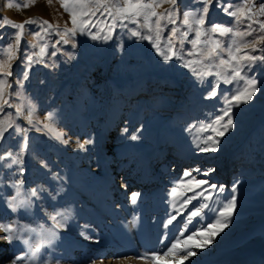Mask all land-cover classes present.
<instances>
[{"label":"rangeland","instance_id":"374dc122","mask_svg":"<svg viewBox=\"0 0 264 264\" xmlns=\"http://www.w3.org/2000/svg\"><path fill=\"white\" fill-rule=\"evenodd\" d=\"M87 2L93 3L95 0ZM106 2L110 5H122L125 0ZM147 2L160 5L155 9L157 13H164L174 7L175 25L169 23L167 18L161 19L163 28L159 33V51L153 46L157 37L154 23L156 17H152V23L148 25H145L143 18L135 22H121L101 8L90 17L92 24L86 31L78 30L65 43L57 31L63 32L65 27L71 28L72 23L62 4L71 7L78 0H0V21L7 18L14 24H24L27 20L35 19L48 21L53 26L47 29V25H44L47 29L44 33L36 23L25 24L18 47H15L13 40L18 30L8 24L0 26V65H4L0 70V81L7 82L0 87L4 90V99L8 100V104L0 101V122L8 116L13 121V127L0 140V154L8 151L15 154L20 150L23 137L26 135L28 138V148L23 153L25 158L22 163L13 164L11 159L0 161V193H15L12 198L7 199L8 207H0V213L3 210L20 213L25 208L24 214L16 217L18 226L14 233L18 238L14 251L9 254L11 260L19 257L21 248L29 254V246L23 240L35 244L43 238L41 229L55 227L41 208L42 201L48 199L47 184L50 185L51 194L59 197V206L68 203L72 205L75 202L73 197L80 195L78 190L95 198L101 205L103 218L113 219L110 225L119 218L117 209L120 203L125 205L124 211L128 212L129 217L136 218L146 228L150 227V213H158L154 218L157 226L155 241L151 240L154 232L147 230L148 240L144 243L143 251L131 249L136 255L147 256V264H165L159 261L157 255L147 253L151 249L149 245L161 242L163 237L166 239V250L172 248L178 240L183 244L190 236L193 237V243H199L207 238L203 233H211L217 222L223 224L227 219V226L214 236L207 247L190 249L208 253L209 249L215 248L213 244L217 247L229 244L264 223V39H261L264 37V30L260 29L264 15L259 14L264 0H208L206 14L203 13L206 6L204 0H176L175 5L171 0ZM18 3L20 7L17 6ZM25 3L29 6L23 7ZM249 8L252 18L245 19L244 14ZM237 9H244V13H238L236 17L229 14ZM185 12L205 15V28L221 25L231 28L233 32L227 35L209 33L208 37L202 36V42L198 46L194 45V31H188L187 37L180 35L187 31L182 24ZM112 25L114 27H110ZM173 27L179 29V32L171 45L174 51L167 52L171 59L165 60L166 38L171 35ZM133 32L137 35L133 36ZM35 33H40L43 39H34ZM236 33L244 35L241 37ZM93 35H97V38L93 39ZM209 40L219 41L218 55L209 57V50L214 47V44L208 43ZM10 44L13 45V52L12 59L9 60L7 48ZM33 44L38 46L34 48ZM245 44L248 47H244ZM40 46H46L43 53L40 52ZM237 47H240L239 53L235 52ZM228 49H232L235 55L247 54L258 59L241 61V76L235 77L231 71L235 61H229ZM30 56L34 62L26 70ZM37 57L42 59L35 62ZM220 60L228 63L221 65ZM186 64L189 66H185ZM7 72L11 74L5 75ZM249 80L255 81V95L246 103L238 102L235 97L250 90L247 83ZM146 86H159V94L168 88L177 87V97L182 98V105L175 107L172 112L169 107L162 105L163 100L161 104L155 105L148 96L130 121L126 139L131 145L119 150L112 161L107 158L109 145L103 135L106 129L105 119L96 139L91 135L86 145L85 138L80 137V141L74 138L79 142L75 146L73 136L78 134L76 132L83 120L97 115L99 107L105 109L113 95L130 93V101H133ZM213 91L214 96L211 95ZM73 96L75 99L71 101ZM64 97H67L66 102H62ZM80 101H89L87 110L82 108L84 106ZM21 105L24 112L29 109L34 111L36 108L34 120H38L39 125L29 124L28 119L23 117L24 114L16 115L17 107ZM125 109L122 108V112ZM179 109L183 111L182 116ZM77 110L78 114L70 115ZM229 110L232 125L222 135H218L213 129H221L222 124H217L216 121L223 118L222 123H226L229 117L225 116V112ZM49 116L51 119L46 120ZM45 123L50 124L54 131L50 133L39 130ZM17 128L27 129V132H17ZM57 136L62 138L57 139ZM209 136L216 141L215 144L208 140ZM102 141H105L107 147H102ZM202 148L214 150L201 151ZM173 150L192 160L195 169L202 167L196 169V173L189 179L182 178L190 168L188 161L182 160L177 166L170 163L161 167L170 160ZM126 158L131 159V163H143L145 166L142 181L132 188L140 191L135 206L129 205L127 197L120 191L119 183L123 180V172L115 174L114 171L119 166L118 162ZM246 159L256 165H246L252 168H249L252 172L249 181L242 180L240 176L241 166ZM95 160L104 170L101 175L96 171ZM55 161L57 163L52 165ZM131 163L128 164V169L133 168ZM217 163H222L223 168L228 170L225 181L217 179V174H212ZM8 164L11 167L6 166ZM48 165L53 167L51 174ZM160 167H164V171L157 173ZM257 169L259 170L256 171ZM92 171L99 177L97 180L90 178ZM171 171H174V177H170ZM35 176L42 177V182L45 183L35 186ZM196 181H207L216 188H209L208 184L197 187ZM32 190L37 191L35 196L30 194ZM105 191H108V195H105ZM131 193L129 190L128 194ZM233 198L235 207L232 208L231 216H221L225 205L230 204ZM13 201L19 206L10 203ZM109 201L113 206H108ZM170 205L172 218L162 213ZM135 208L138 209L137 213ZM193 212L197 215H192ZM105 220L101 217L94 225H90L88 233L76 230L77 232L69 235L55 227L56 235L41 248L37 264H59L61 261L68 264H98L114 253L118 255L116 247L107 243H95L99 236L94 228L107 230L108 223ZM21 223L24 229L19 231ZM77 224L81 222L69 217V224L66 223L65 227L71 229ZM182 226L187 228V232L179 237ZM120 227L125 231L127 225L120 222ZM26 228L35 231H25ZM86 239L93 241L86 243ZM176 251L180 254L179 249ZM19 262L26 264L22 259Z\"/></svg>","mask_w":264,"mask_h":264},{"label":"bare ground","instance_id":"6f19581e","mask_svg":"<svg viewBox=\"0 0 264 264\" xmlns=\"http://www.w3.org/2000/svg\"><path fill=\"white\" fill-rule=\"evenodd\" d=\"M31 68V65H27L26 70H29ZM24 81V80H23ZM23 84V83H22ZM162 90V89H161ZM159 86L158 87H150L146 86L143 88V90L140 92V94L135 98L133 101H130V93H126L125 95H113V98L110 99L108 102V105L105 107V109H101L99 107L98 114L89 118H86V121L83 120L79 127H78V134L73 136L74 138H77L80 141V137L85 138L86 145L88 144V139L91 135L94 136V139H96L98 132L101 128V123L103 119H105V134L104 140L107 141L108 147L104 143L105 141H102V147H107L109 150V153L107 155V158L109 160H114V157L117 156L119 150L125 149L127 146L131 145L129 141L126 139V133L130 126V121L135 117V112L139 110L140 106L142 105L143 101L148 99L153 101L155 105L161 104L164 107H169L172 112L175 107L181 106L182 98H178L179 95V89L177 87H171L165 90V92H162V94H159L160 92ZM164 96V99L163 97ZM66 98V99H65ZM75 99V96L70 99L73 101ZM67 97H64L62 99V102H66ZM83 101V100H82ZM82 101L81 104L83 103ZM35 104V102H33ZM84 107H82L84 110L89 107V101H85V103L82 104ZM122 108H126L124 112H122ZM34 114V119L36 118V108L34 111H32ZM180 115H183V111L179 109ZM78 114L79 110H77L75 113L74 111L70 113V115ZM27 112H24L23 117L27 119ZM111 135V137L109 136ZM74 139L75 146L78 145V140ZM105 144V145H104ZM24 156L22 160H24ZM188 161L190 167L184 172L183 179H189L193 173H196V169L201 168L202 166L198 168H194V165L192 164V160L186 159L183 156H181L176 150H173V152L170 155V160L167 163H163L161 165L164 166V164H170L173 163L175 166L179 165L181 161ZM160 162V160H159ZM57 163L56 161L52 164L54 165ZM94 163L96 164L97 170L99 172V175L103 173V168L97 161L95 160ZM131 163V159L126 158L125 160H121L118 162L119 166L115 168L114 171H116L115 174H121V178L123 179L121 183H119L120 191L122 195L126 198V202L129 203L131 206H135L136 203L139 200V190L132 189L135 185H139L142 181V176L144 173V164L135 162L133 163V168H127L128 164ZM131 163V164H132ZM208 163V162H207ZM201 164V162H200ZM246 165H252V167H255L254 163L250 160H245L243 165L241 166L240 170V176L243 178L244 181H249L251 179L252 172H250L249 168L246 167ZM48 171L51 174L53 172V167L51 165H48ZM159 168L157 170V173L163 172V168ZM176 168V167H175ZM127 169V170H125ZM252 169V168H251ZM257 169L256 171H258ZM110 172V169H109ZM95 171H92L89 176L91 179L97 180L99 177L96 176ZM170 177H174V171L170 172ZM185 173H189L190 175L185 176ZM112 175V173H110ZM212 174H217V179L221 181H225L226 177L228 176V170L226 167L223 168L222 163H217L216 170H212ZM177 176V175H175ZM35 186H38L39 184H43L45 182H42V177L35 176L34 179ZM134 185V186H133ZM46 186L49 187L47 190V198L45 201H42V210L46 214L47 219L50 220L52 223V226L56 225L57 221H54L52 217L57 216L58 213L62 214L60 216H57V220L63 222V227H56L60 229L63 232L68 233L69 235H72L73 232H77L76 230L80 231V233H88L89 229L88 227L90 225H94L95 222H98L100 218L102 217V220H105L103 218L104 215H102V208L101 205L98 204L97 200L95 198H92L90 196H87V194L81 192V190H78L80 192L79 197H73V200L75 202L71 204H65L64 206L57 205L59 203V197H56L54 194H51L50 185L47 184ZM98 187V186H97ZM136 187V186H135ZM103 189V187H102ZM129 190L132 193L129 195ZM8 194V192H7ZM14 192H11L9 195L0 193V207L6 206L8 207V200L9 198H12L14 195ZM11 195V196H10ZM105 195H108V191H105ZM136 196L135 202L132 201V196ZM50 196V197H49ZM69 197V195H67ZM82 200V202H81ZM86 200V201H85ZM53 203V205H52ZM81 203V205H80ZM108 206H113V203L109 201ZM125 205H122L120 203L117 213H119L118 217L115 219V222L110 225V221H113V219H106L107 221V230L102 231L98 229V227H95L96 235L99 237L95 240V243H107L109 245H112L116 247V252H118V255L116 253L106 257V259H102L101 262L98 264H147V256L144 255H136L131 250L132 248L139 249L143 251L144 243L147 242L146 234L147 230H149L150 233L154 232L151 237L152 241H155V231H156V225H155V214L157 216L158 213L152 212L150 213L149 220H150V227L146 228V226L143 225V223L138 222L136 218L132 219L131 216L129 217L127 214L128 212H125L124 209ZM171 207L166 211H163V214H167V216L170 218L173 214L171 213ZM25 208L21 209L20 213L15 211L12 213H9L7 210L1 211L0 213V223H3L5 225H9L13 229V233L17 230L15 227L18 226V223H16V217L21 214H24ZM125 210V211H124ZM138 209L135 208V212L137 213ZM124 212V213H123ZM162 215V214H161ZM69 217H72L76 219L81 224H77V226H73L71 229H67L65 227V224H69ZM172 218V217H171ZM118 219H120L118 221ZM24 221V219H22ZM109 220V222H108ZM120 222H125L127 225V228L125 231L122 230L120 227ZM185 226V225H184ZM184 226L181 227V232L179 233V237L181 235L186 234L187 228ZM24 229V225L21 223V226L19 228V231ZM7 233L0 231V264H13V261H15V264H25L19 262V260H25L26 264H37V261L39 257L37 256L35 260L30 258V255L27 254L23 248L20 249L19 257L21 259L11 260L9 257V254L14 251L15 249V242L16 238H14L11 242L5 239V236ZM15 236H17L16 233H14ZM78 237V236H76ZM165 237L161 239V242L154 243L152 246L149 245L151 248L147 253H151L154 255H157L160 262H165V264H177L179 260V255L176 256L168 255L169 249L166 250L165 247ZM86 243L92 242L93 240H84ZM105 245V244H104ZM213 247H215L213 250L209 249L208 253H204L200 249H193L195 253L194 256L188 257L187 259H184L182 264H264V223H262L257 229L250 231L248 233L243 234L242 236L237 237L234 241H232L229 244H222L219 247L217 245L213 244ZM171 249V248H170ZM124 251V254L122 253ZM12 254V253H11ZM50 260V259H48ZM51 263V262H50ZM59 264H68L66 261H61Z\"/></svg>","mask_w":264,"mask_h":264},{"label":"snow or ice","instance_id":"6c2138e0","mask_svg":"<svg viewBox=\"0 0 264 264\" xmlns=\"http://www.w3.org/2000/svg\"><path fill=\"white\" fill-rule=\"evenodd\" d=\"M34 2V0H33ZM205 2V8L203 9V13L206 14L207 12V3L208 0H204ZM171 3L173 5H175L176 0H171ZM11 3L9 4V7H11ZM18 7H20L19 3L17 4ZM29 6L27 3H25L23 5V7H27ZM62 7H64L65 11L69 13L70 15V19H71V23H72V27L71 28H67L65 27L63 32H59L57 31V34L60 35L61 40L65 43L68 42V38L70 36H74L76 34V32L79 31H86L89 27L90 24H92V21L90 19L91 16H94L96 14V11H98L99 9L103 8L107 11L109 16H115L116 18H118L121 22H123L124 20H128V21H138L141 18H143L145 25H148L150 23H152L151 18L152 17H156V20L154 21V23L156 24V31H157V37L156 39L153 41V46L157 48V50H160V35L159 33L162 31L163 25L161 24V19L167 18L169 23H172L173 25H175L176 21L173 18V13H174V7L173 9H169L164 13H157L155 11L156 8L160 7V5L154 4V3H149L147 2V0H125V2L122 5H116V4H109L108 2H106V0H95V2L93 3H89L87 2V0H78V3L73 4L71 7L67 4H62ZM114 9V11H113ZM238 13H244V9H237L236 11L230 12L229 14L236 17L238 16ZM259 14L260 15H264V6H262L259 9ZM79 16V18H78ZM245 19H251L252 18V12L251 9L249 8L247 10V13L244 14ZM85 17H89L88 19H85ZM238 22H239V18H238ZM29 23H36L41 27V31L46 33L47 29H51L53 26L51 24H49L48 21H40V20H35V19H30L24 22V24H14L11 21H8L7 18H4L3 21H0V26L4 25V24H8L11 27L17 29L18 31L14 34L13 40H14V45L15 47H18L20 44V41L22 39L23 36V31H24V27L25 24H29ZM205 15L203 14H197L194 15L192 13L189 12H185L183 14L182 17V24L186 27L187 31L180 33V35L187 37V32L188 31H194L195 32V37L196 39H194L192 41V43L194 45H199L202 40V36L203 37H208L209 33H218L219 35H227L233 32V30L231 28L228 27H224L221 25H213L210 28H205ZM44 25H47V29L44 28ZM110 27H114V25L110 26ZM249 27H251V25H249ZM260 29L264 30V22H260ZM103 29H101L102 31ZM171 35H169L166 39H167V50L164 53V59L168 60L171 59V57L167 54L168 51H174V49L171 48V45L174 41V39L177 36V33L179 32V29L173 27L171 30ZM34 35V39H43V36L40 33H35ZM133 36L137 35L136 32L132 33ZM236 35L238 36H243L244 34L241 33H236ZM93 39L97 38V35H93L92 37ZM105 38H108L107 36ZM147 38V37H144ZM261 39H264V37H261ZM208 43L210 44H214V47H211L209 50V57L211 56H215L218 55V52L220 50V43L219 41H211L209 40ZM38 45L33 44L32 47H37ZM206 47H208V45H205ZM45 47L46 46H40V52L43 53L45 51ZM244 47H248L247 44L244 45ZM253 50H255V48L253 47ZM12 52H13V45L10 44L9 47L7 48V53H8V59H12ZM229 52V61H235V65L232 66V75L235 77H240L241 76V71L242 69L239 67L240 62L243 60H249V61H254L256 59H258V57H254V56H248L247 54L245 55H235L233 54V50L232 49H228ZM236 53L240 52V47H237L235 49ZM55 53H53L54 55ZM42 57H37V60L35 62H39V60H41ZM33 58L30 56L28 57L27 63L31 64L33 63ZM226 62L225 60H220V64L221 65H225ZM189 64H191V62H189ZM189 64H186L185 66H189ZM4 67V65H0V70H2ZM193 71L195 72L196 70L193 69ZM10 72L5 73V75H10ZM198 75H202L201 73H197ZM6 80L4 81H0V85H6ZM248 85L250 87V90H246L242 96H237L235 97V99L238 102H244L246 103L248 100H250L252 98L253 95H255V81L254 80H249ZM212 96L215 95V92L213 91L211 93ZM0 101H2L3 104H8V100L4 99V90L2 87H0ZM24 111H23V106H18L17 110H16V115L20 116L23 115ZM225 116H228L229 118L227 119L226 123H222L223 118H221L220 120H217L216 123L217 124H222V128L221 129H213L215 131H217L218 135H222L224 130H227L228 127H230L232 125V120L230 118V110L225 112ZM29 121V124H33L35 123L36 125H39V121L38 120H34V114L31 111V109H29L27 117H26ZM46 120H50L51 117H46ZM13 127V121L12 118L10 116L6 117L5 120L3 122H0V140H2L4 138V134ZM210 128L212 126H209ZM39 130H47L48 132H53L54 130L52 129L51 125L48 123H45L43 125L42 129ZM17 132H21V133H26L27 129H22V128H17L16 129ZM57 139H61L62 136H57ZM133 139H135V137H133ZM208 140H212L213 144L216 143V141L213 140V138L211 136L208 137ZM79 147L83 148L84 145H79ZM28 148V138L25 135L23 137V139L20 141V150L18 152H16L15 154H13L11 151H8L7 153H3L0 154V161H5L8 159H11V162L13 164H19L22 163V158H23V153L24 151ZM209 150H214V148H202L201 151H209ZM8 167H11V164L6 165ZM22 171V169H21ZM205 175H208L207 172L204 173ZM190 175L189 173H185V176ZM197 187H199L201 184H208L209 188H216L215 185L209 184L207 181H196ZM15 187H19V185H14ZM220 191H222V189H219ZM32 196H35L37 194L36 190H32V192L30 193ZM136 200V196L133 195L132 196V201L135 202ZM12 204H16V206H19V204L16 201L10 202ZM23 203V202H20ZM235 207V199L233 198L231 203L228 205H225V209L224 211L221 212V216H224L225 218L230 217L231 213H232V208ZM62 214L58 213L57 216H60ZM192 215H197L196 212H193ZM57 216L52 217V219L54 221H57L55 227H63V222L57 220ZM174 219V217H173ZM227 219L225 220V222L223 224H221L220 222H217L216 225L213 226V229L211 231V233H203V235H205L207 238L200 241L199 243H193V237H188L186 241L183 242V244H181V242L178 240L176 244H173L172 248L169 249L168 255H173L176 256L177 255V249L180 250V255H179V260L177 262V264H182L184 259H187L188 257L194 256L195 253L193 251H191L190 249L193 247L196 248H205L207 247L211 242L212 239L214 238V236L216 234H218L219 231H222L224 227L227 226ZM169 223H171V219L169 220ZM55 227L52 229H41V235H42V239L33 244L31 243L29 240H23V243L25 245L29 246V255L30 258L35 260V258L37 257V255L40 253L41 248L46 244L50 242V238L56 235L55 232ZM0 231H3L5 233H7V235L5 236V239L8 240L9 242H11L14 238H18L14 235L13 233V229L9 226V225H5L3 223H0ZM25 231H29V232H33L35 231V229H28L26 228ZM17 259H21L20 257H17ZM13 264H15V261H13Z\"/></svg>","mask_w":264,"mask_h":264}]
</instances>
